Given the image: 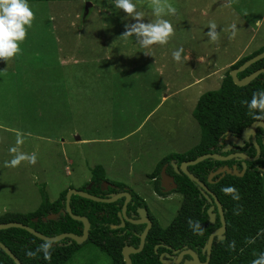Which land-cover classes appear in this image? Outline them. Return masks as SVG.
<instances>
[{"label": "rangeland", "instance_id": "obj_1", "mask_svg": "<svg viewBox=\"0 0 264 264\" xmlns=\"http://www.w3.org/2000/svg\"><path fill=\"white\" fill-rule=\"evenodd\" d=\"M167 2L176 9L163 17L173 34L148 48L135 35L119 39L136 20L110 1L88 15L81 1L28 3L34 15L20 51L0 60V218L36 212L43 192L54 203L79 191L97 166L109 182L152 193L146 177L161 160L199 144L193 112L201 97L219 91L231 64L264 48V0ZM134 3L142 22L155 21L150 0ZM10 147L35 154L36 163L9 166ZM180 197L159 204L160 227L186 209ZM148 205L153 214L155 202ZM79 246L67 264H112L91 243Z\"/></svg>", "mask_w": 264, "mask_h": 264}, {"label": "trees", "instance_id": "obj_2", "mask_svg": "<svg viewBox=\"0 0 264 264\" xmlns=\"http://www.w3.org/2000/svg\"><path fill=\"white\" fill-rule=\"evenodd\" d=\"M51 1L111 2V0H27V3ZM139 1L149 0H133V2ZM263 52L264 48L239 60L227 72L219 91H212L201 97L193 112V117L201 129L199 144L183 155H171L163 159L159 163L156 173H159L162 166L171 160L182 163L196 160L203 155L218 153L220 150L219 141L225 133L234 132L240 134L245 128L257 122L251 115L247 103L254 92L264 91V75H261L249 86L239 88L230 77V72L238 69L245 62ZM259 69H264V60L254 64L247 71L240 74L239 79H243ZM253 153L255 154V152ZM262 163L263 159L259 163L249 164L243 178L227 176L219 184L214 185V188L212 187L226 210L227 231L225 241L219 244L214 243L209 264H252L253 260L257 259L261 253H264V180L256 168L258 165L262 166ZM220 165L223 164L207 160L190 168V170L193 173L195 172L198 178L205 181L208 174L213 171V168ZM92 172V178L96 184H99L100 180H104L103 167L97 166ZM184 178L192 188L196 189L194 184L186 177ZM227 186L236 188L240 197L239 200H233L231 195H226L222 191V188ZM81 191H84V187ZM67 192H63L54 203H50L47 194L43 192L42 204L36 212L25 214L8 213L0 218V224L22 223L47 237H55L64 233L81 236L83 225L74 221L69 215L62 216L57 222L44 223L42 221L48 215L57 214L65 209L64 202ZM193 196H191L192 201L186 202V209L170 228L163 229L154 226L148 238L149 244L143 253L132 257L133 264H160L158 255L154 252V244L159 239L176 249H180L186 244L189 245L190 242L193 247L199 249L204 247L211 233L218 229L221 224L220 222L216 225L209 223L207 214H202V206L204 204L202 205L201 201L197 207L194 206L192 202L195 201L194 197L196 194ZM107 207L108 205L95 203L80 197H73L71 201L73 214L87 217L92 225L90 238L87 243L97 247L111 260L112 264H125L122 256L125 238H117L115 235H111L119 231H112L109 225V223L117 224V222H112V219L102 218L98 213ZM36 218L39 219V222L34 223ZM189 220L200 224L202 234L193 232L189 227ZM135 241L139 242L138 239H135ZM0 242L9 248L22 264H67L82 247L76 243L69 246L56 245L53 247L51 245V258L45 259L42 253L36 251L44 242L26 231L19 229L0 231ZM67 243L68 241H65L62 244L65 245ZM29 250L36 252V255L33 257L27 256L26 252ZM201 261H205V257H201ZM0 264L15 263L0 249Z\"/></svg>", "mask_w": 264, "mask_h": 264}, {"label": "clouds", "instance_id": "obj_3", "mask_svg": "<svg viewBox=\"0 0 264 264\" xmlns=\"http://www.w3.org/2000/svg\"><path fill=\"white\" fill-rule=\"evenodd\" d=\"M111 3L114 5L115 9L122 10L124 13L127 14V16L132 17L134 20H136V23L125 24V31L119 37V39H122V38L126 39L129 37H133V35H135L136 44H138L142 48H148V47H150L152 45H156V44H160V45L166 44L168 42L169 37L173 34V27H172L171 23L167 19H163V17L166 15H175L176 9L171 4H169L167 2V0H150V3L148 6H149V8H151L152 15L154 17H156V19H155V21L148 22V23L142 22L141 17L143 14L136 10V5L133 2V0H111ZM94 6H95V3L87 2V11H88L86 13L87 15L89 13V10L93 9ZM33 15L34 14L30 10L29 5L27 3V0H0V60L8 61L9 59L13 58L16 54L19 53V51H20L19 42H22L25 39L26 30H27V28L31 27ZM257 23H259V21ZM216 27L217 26L215 23H209V25H208V28L210 29V31H208L207 36L209 37V39L211 41H215L218 37ZM231 28H232V34L235 35L236 25L233 24L231 26ZM182 52H183V48L174 50L172 52L173 59L176 61H180ZM241 59H239V60H241ZM238 61L234 62V64H236ZM232 66H230V68ZM230 68H229V70H230ZM222 82H223V80H222ZM247 107H248L249 111L251 112V115L253 116V118L255 120L264 121V91L254 92L252 94L250 101L247 103ZM252 110H256V111H252ZM16 143L19 145L22 143V140L18 137ZM9 152L15 154L13 156V158L7 162L8 165L11 167H16L22 161H27L30 164L36 163L35 154L28 155V154H25L23 152H18L16 147H10ZM175 165H177L176 162H175ZM158 168H159V164L156 166L154 172H152L150 175H148V180L153 185L154 189H158L161 192V184L163 183L162 189H166L168 187V184L172 181L170 178H168V175H167V176H164L165 178L162 177L163 180L161 183V179H160L161 178V171L159 173H156ZM174 168H176V166H174ZM211 173H214V169H213V171H211L209 173L207 178H209ZM194 176L197 179H199L201 182L202 181L206 182V180L204 181V180H201L200 178H198L196 175H194ZM215 178H216V180H218L219 177H213L212 181ZM225 178H223V179H225ZM208 184L213 185V184H210L209 182H208ZM217 184H214V185H217ZM163 186H164V188H163ZM207 188H208V186H207ZM222 191L226 195H231L233 200H239V198H240L236 188L233 186L224 187V188H222ZM168 192H171V190H169ZM168 192H166V193H168ZM199 193L201 196L200 190H199ZM219 202H220V200H219ZM221 205H222V203H221ZM204 206L206 208H208V207L211 208L212 206H214V204H211L208 201H205ZM204 206H202V207H204ZM222 207H223V205H222ZM223 210H224V207H223ZM224 216H225V210H224ZM216 221H217V219H216ZM188 224L194 233L202 234V229H201V226L198 222H194L192 220H189ZM66 241L69 242V240H66ZM62 243L57 244V245H59V246H65L66 245V244L64 245ZM217 244H219V243H217ZM36 251L42 253L45 259H50L51 258V242L45 241L44 243H42L39 246V248ZM26 255L29 257H33L36 255V252L29 250L26 252ZM211 256H212V252H211ZM202 263H204V262H202ZM252 264H264V253H261L257 259L253 260Z\"/></svg>", "mask_w": 264, "mask_h": 264}, {"label": "water", "instance_id": "obj_4", "mask_svg": "<svg viewBox=\"0 0 264 264\" xmlns=\"http://www.w3.org/2000/svg\"><path fill=\"white\" fill-rule=\"evenodd\" d=\"M262 60H264V52L257 55L256 57L248 60L238 69L231 71L230 77L232 78L234 84L239 88H245V87L249 86L251 83H253L256 79H258L261 75H264V69H259L258 71L252 73L251 75H249L243 79H239V74L244 73L247 69H249L254 64H256ZM258 129H261L264 131V122L257 121L255 123H253L250 127H247L246 129L243 130L240 137H236L232 134V132H228V133H226V136H227L226 140L225 141L220 140V145L226 146L223 150V153L226 154V153H229L233 150L232 144L236 147H243L245 145V143H249L252 139V141L256 147V151H257V156L255 158H250L245 154H239V155H235V156L231 155L229 157H223V156L218 155V154H207V155H203V156L198 157L196 160L183 162L180 165V169H179V167H177V165H174V166H176V168H177L176 170L179 173L184 174L192 183H194L199 188L201 194L204 195V197L207 199V201L209 203L214 204V206H212L208 210V215L211 218V223L215 224L216 219H217V214L214 213V211H215V209H217L219 217H220L221 226L219 229L215 230L210 235L206 245L202 249V253L206 255V261L204 263H202L199 260V256L195 252H193L192 250H188L186 252L181 253L176 261H168L170 256L168 254L163 255L165 258H167V260L164 259V257L162 256L163 258L161 257V260H160L161 264H179L184 256H188L191 258L190 260L185 261L184 264H209V262L211 260V252L213 249L214 242L216 241L217 243H220L222 241H225V239H226L225 235H226V231H227V223L225 220L223 207H222L221 203L219 202L218 198L207 188V186L204 183H202L199 179H197L193 174H191L189 172V168L195 167V166H197V165H199V164H201L207 160H212V161L221 163V162H228V161L232 160L233 158H237V159H242L244 161L242 171H239L237 169V167H233V168L224 167V168L219 169L218 171H216L214 173H211L209 178H208V182L210 184L214 185V184L219 183L226 176L243 178L245 176V173H246L247 168H248L247 163L256 162L259 159L260 154H261V149L256 144V134H257ZM263 147H264V142H263ZM262 171L264 173V169ZM164 176H167V175H165V173H164L162 175V177H164ZM213 177H219L217 182L212 181ZM163 188H164V186H163ZM104 190H107V187H105ZM168 191L169 190H166V192H168ZM73 197H80L82 199L89 200V201H92L95 203H100V204H113L117 201V197H114L112 199L107 200V199H101V198L94 197V196L89 195L88 193H86L84 191L71 190L66 195V201L64 202L65 209L60 211L57 214H51V215H48L46 218L42 219V221L44 223L57 222L60 220L61 216L69 215L74 221L79 222L83 225V232H82L81 236H78V235H75L72 233H64V234H61V235H58L55 237H47V236L39 233L35 229L31 228L30 226L24 225L22 223L0 224V231H6V230H11V229L23 230V231H26L30 235L34 236L35 238H37L43 242L50 241L52 246L60 244L66 240H69V242L65 246L72 245L73 243H76L77 245H84L85 243L88 242V240L90 238L91 223L87 217L77 216V215L73 214V211L71 209V201H72ZM128 199H129V197H128ZM141 216L145 219L146 213L142 211ZM37 222H39V219H37V218L34 219V223H37ZM130 222L132 224H135V225H140V224L145 223V224H147V228H146L145 232L143 233V235L140 237L141 243H140V247L138 249H135L131 246L124 247V249L122 251V255H123V259H124L125 264H133L131 257L142 252V250L145 246L146 238H147L149 230L151 228V222L149 220H145V221L143 220L140 222H134V221H130ZM123 228H125L124 222H122V224L120 226H113L112 227V229H123ZM0 249L15 264H22L21 261L12 253V251L6 245H4L2 242H0Z\"/></svg>", "mask_w": 264, "mask_h": 264}, {"label": "flooded vegetation", "instance_id": "obj_5", "mask_svg": "<svg viewBox=\"0 0 264 264\" xmlns=\"http://www.w3.org/2000/svg\"><path fill=\"white\" fill-rule=\"evenodd\" d=\"M242 132L240 134L232 132V134L236 137H240ZM226 137L227 136L225 133V135L222 137L221 140L225 141ZM263 142H264V131L261 129H258L257 134H256V144L260 147L261 154H260L259 159L256 162L247 163V167H249V164L259 163V161L263 159L262 166H259V165L256 166L257 170L261 173L262 176L264 175V173L262 171L264 169ZM219 145H220V141H219ZM232 146H233V150L231 152L225 154V153H223V150L226 146L220 145V150L218 151V153H215V154L221 155L223 157H229L231 155L235 156V155H239V154H245L250 158H255L257 156L256 147H255L252 139L249 143H245V145L243 147H236L233 144H232ZM253 152H255V154ZM171 162H172V164H171ZM175 162L177 163V166L180 169V165L182 163H178L175 160H171L170 162H167L162 166L161 178H160L161 183L163 180L162 175L164 173L166 175H168V178H170L172 182H170L168 184V187L166 189H162V184H163L162 183L161 184V192L158 189H154L152 193H145L144 194L143 190H141L140 188H137L134 186H128V185H125V186L117 185V184H114L112 182H109L107 180V175H106L107 172L104 169V167H103V169H104V180H100L99 184H96L95 181H93V178H91V182L89 184L85 185V187H84V192H86L89 195H92L94 197H97V198L109 200V199H112L114 197H117V201L115 203L104 204V205H108V207L102 211H99L98 213H99L100 217H102V218H106L108 220L112 219V222H115V221L117 222V224L109 223L110 229L112 231H116V232L119 231V232H117L115 234H111V235H115V237H117V238H125L124 247L131 246L135 249H138L140 247V243H141L140 237L143 235V233L145 232V230L147 228V224H145V223L140 224V225H135V224H132L130 221L140 222L143 220L144 221L149 220L151 222V228H150L148 236L146 238L145 246H144L142 252H140L139 254H136L134 256L140 255L141 253L144 252L146 246L149 244L148 238H149L150 232L154 228V226H157L158 228H163V229L170 228V226L172 224H174L176 219L181 214L180 212H179V214L177 213L178 216L176 215V217L174 218L172 223L167 228L160 227L161 225H160L159 216L157 213V210H159V204L160 203H164L166 201L172 200L174 196H179V197L182 196L183 202L181 204V209H180V211H181L183 209V207L185 206L186 202L191 200L192 195L195 196V194H196V197H198L199 199H203V200L207 201L206 198L202 194L200 196L199 188L197 186H196V189L192 188L191 185L188 184L186 179L184 178L186 176L182 173H179L176 170V168H174ZM243 162L244 161L242 159L233 158L232 160H230L228 162H221L223 165H220L218 167H214L213 169H214V172H216L219 169H222L224 167H229V168L237 167V169L239 171H242L243 170ZM189 172L196 175V173L195 172L193 173V171H191L190 169H189ZM92 177H93V172H92ZM213 181L217 182L216 178ZM203 183L206 184L208 186V188L213 192V194L217 197V195L215 194V191L213 190V188H214L213 185L208 184V178L206 179V182H203ZM105 187H107V190H104ZM166 190H171V192L166 193L165 192ZM79 191H81V189ZM128 197H129V199H128ZM148 201L155 202V206H153V207H155L153 209V214H152V211L148 205ZM209 208L210 207L206 208L205 206L202 207V214H207L208 221H209V223H211V218L208 215V209ZM142 211L146 213L145 219L141 216ZM214 212L217 214V221L215 224L211 223L212 225H216L218 222H220V217H219L217 209H215ZM122 222L125 223V228H123V229H112L113 226H120L122 224ZM104 225L106 226V224H104ZM91 228H92V225H91ZM135 239H138L139 242L137 243L135 241ZM207 241H206V243H207ZM206 243H205V245H206ZM124 247H123V249H124ZM198 249L199 248H197V247H193L191 242L189 243V245L188 244L183 245L180 249H176L172 245H169V244L165 243L164 241H161L160 239L158 241H156V243L154 244V252H155V254L158 255L159 262L161 260V257L165 254H168L170 256L168 261H176L181 253L186 252L188 250H192L193 252H195L199 256L200 261H201V257H205V261H206V255H204L202 253L203 248H201L199 250ZM164 259L167 260V258H165V257H164ZM190 259H191L190 257L184 256L179 264H184L185 261L190 260ZM205 261H201V262H205ZM160 264H161V262H160Z\"/></svg>", "mask_w": 264, "mask_h": 264}, {"label": "crops", "instance_id": "obj_6", "mask_svg": "<svg viewBox=\"0 0 264 264\" xmlns=\"http://www.w3.org/2000/svg\"><path fill=\"white\" fill-rule=\"evenodd\" d=\"M232 65H233V64H231L230 66H232ZM172 155H173V154H172ZM169 156H170V155H169ZM167 157H168V156H167ZM167 157H166V158H167ZM164 159H165V158H164ZM161 161H162V160H161ZM149 175H150V174H149ZM146 178L148 179V176H147ZM136 187H137V186H136ZM137 188H138V187H137Z\"/></svg>", "mask_w": 264, "mask_h": 264}]
</instances>
